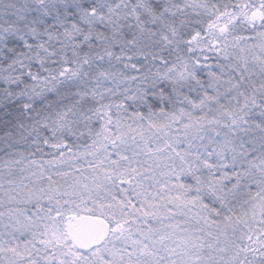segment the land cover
I'll use <instances>...</instances> for the list:
<instances>
[{
	"label": "snow or ice",
	"instance_id": "obj_1",
	"mask_svg": "<svg viewBox=\"0 0 264 264\" xmlns=\"http://www.w3.org/2000/svg\"><path fill=\"white\" fill-rule=\"evenodd\" d=\"M0 264H264V0H0Z\"/></svg>",
	"mask_w": 264,
	"mask_h": 264
}]
</instances>
